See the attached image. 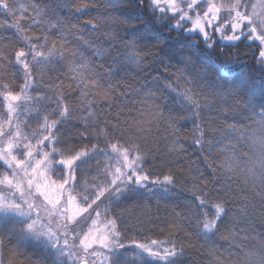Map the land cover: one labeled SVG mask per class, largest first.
Returning a JSON list of instances; mask_svg holds the SVG:
<instances>
[{
	"label": "snow or ice",
	"instance_id": "1",
	"mask_svg": "<svg viewBox=\"0 0 264 264\" xmlns=\"http://www.w3.org/2000/svg\"><path fill=\"white\" fill-rule=\"evenodd\" d=\"M241 51L261 74L260 101L243 69V87L207 79ZM180 118L210 180L198 165L190 185L178 174ZM160 122L174 139L157 168L146 145ZM241 181L264 205V0H0V264H41L25 247L49 264H176L200 241L214 264H264V232L249 247L229 227L248 216L246 199L234 211ZM178 185L187 196L163 221L170 238L129 236L117 209L144 194L159 204Z\"/></svg>",
	"mask_w": 264,
	"mask_h": 264
},
{
	"label": "trees",
	"instance_id": "2",
	"mask_svg": "<svg viewBox=\"0 0 264 264\" xmlns=\"http://www.w3.org/2000/svg\"><path fill=\"white\" fill-rule=\"evenodd\" d=\"M19 2H27V0H19ZM10 33H5L8 35ZM184 43L183 39H175L173 41V46L176 48L177 52L181 51V45ZM243 55L236 56L237 60L234 64L225 63L222 64V61H215L212 67V71L209 73L207 79L212 80L217 78V76L221 79L227 80L230 83H236L238 86L243 87V85L239 84L237 74L241 72V69L244 70L246 74H250L252 77V81H255L256 87L251 88V92H256V100L260 101L261 97L258 94V89L261 83V74L257 70L254 65L253 58L251 55L247 56L243 51H241ZM132 76L135 75V70L132 69ZM132 76L129 79H132ZM137 86L144 84L145 81L143 79V75L137 77L132 81ZM251 83V81H249ZM98 103L103 104L104 101H99ZM135 107H139V105H135ZM182 113V110L177 109ZM257 112L261 111L259 107L256 109ZM115 111H112V118H115ZM126 116L135 115V113H127ZM239 121L241 127L244 125H249L251 127H255L253 121L246 118V115L243 113L237 114L234 118ZM178 123L183 126V131L180 135V142L184 144L185 148L188 151L182 154L177 163L179 165V175L184 176L185 181L191 183L193 176L189 175L190 172H195V168L198 165L199 168L204 170V177L202 179L207 178L211 179V170L207 168V165L204 163V157L199 152L194 151V146L192 144L193 136L190 122L186 121L183 118L178 120ZM159 133H157L156 129H153L152 137L149 139L146 147L152 149L153 152L150 155V163L153 158L155 159V164L157 168L161 165V156L166 153V148L170 146L168 141L174 139L171 136V132L165 131L166 122H160L159 125ZM157 135H159L160 139H157ZM157 146H159L160 151H156ZM240 148L244 153H250V149L246 145H240ZM213 159H219V153L213 152ZM242 159H246V156H242ZM209 187L211 185L209 184ZM175 192L174 196L168 197L166 200H162L161 203L157 204L155 199L151 196L144 194L140 196L133 197L127 201H125L117 212L123 215L124 220L128 223L129 228H132V231L129 232V236H134L137 240H142L145 235L151 238H159L161 240H165L169 237V226L165 224L163 221L165 220L167 214L169 213L172 206H180L182 201L187 196V193L180 190L179 185L176 189L173 190ZM238 195L235 198V209L234 211L239 212L240 208L243 206L245 199L249 203L248 216H244L243 213L236 216L234 220L229 222V227L231 230L235 231L236 235L240 238L239 242L243 245H247L249 247H253L257 245V241L252 239V237L256 233L264 232V205H261L259 197H255L253 195V190L251 188H245L242 181L241 187L237 189ZM255 205V209L253 210L252 205ZM140 221L144 223L141 224ZM2 223V222H0ZM139 225V229L133 228V225ZM161 229H164L163 231ZM244 229H248L247 233L244 232ZM176 235H181L180 233H176ZM227 235V233H225ZM247 235V239H244V236ZM14 243V241H13ZM126 243H130V241H126ZM203 241L197 242V247L187 248L185 255L181 257L176 264H214V257L210 256L208 252L202 247ZM214 246L219 250V253L224 256V258H235L229 257L228 253H236L238 249L235 247H230V238L222 239L219 236L214 241ZM23 251L26 253L28 257H31L33 260H37L36 257L39 254L40 250L25 247ZM129 252H134V249H128ZM24 257H21L23 259ZM118 259L124 260L125 256L120 254ZM49 264V263H47ZM144 264H159L158 261L144 257Z\"/></svg>",
	"mask_w": 264,
	"mask_h": 264
},
{
	"label": "rangeland",
	"instance_id": "3",
	"mask_svg": "<svg viewBox=\"0 0 264 264\" xmlns=\"http://www.w3.org/2000/svg\"><path fill=\"white\" fill-rule=\"evenodd\" d=\"M36 259L37 260H40L41 261V264H47V263H49L48 257L42 255L41 252H39V254L37 255Z\"/></svg>",
	"mask_w": 264,
	"mask_h": 264
},
{
	"label": "flooded vegetation",
	"instance_id": "4",
	"mask_svg": "<svg viewBox=\"0 0 264 264\" xmlns=\"http://www.w3.org/2000/svg\"><path fill=\"white\" fill-rule=\"evenodd\" d=\"M243 55V53H240V56ZM249 56V55H247ZM229 59H236L237 60V57L236 55H233V57H230ZM225 63H227L226 61H222V64L225 65Z\"/></svg>",
	"mask_w": 264,
	"mask_h": 264
}]
</instances>
